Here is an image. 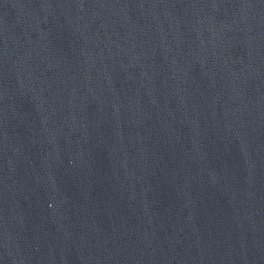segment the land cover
Instances as JSON below:
<instances>
[{
    "label": "water",
    "instance_id": "water-1",
    "mask_svg": "<svg viewBox=\"0 0 264 264\" xmlns=\"http://www.w3.org/2000/svg\"><path fill=\"white\" fill-rule=\"evenodd\" d=\"M0 264H264V0H0Z\"/></svg>",
    "mask_w": 264,
    "mask_h": 264
}]
</instances>
